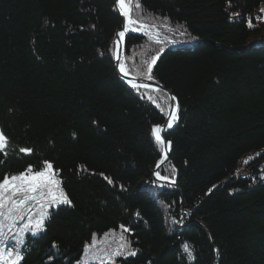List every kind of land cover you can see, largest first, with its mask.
<instances>
[{"label": "trees", "instance_id": "obj_1", "mask_svg": "<svg viewBox=\"0 0 264 264\" xmlns=\"http://www.w3.org/2000/svg\"><path fill=\"white\" fill-rule=\"evenodd\" d=\"M124 2L178 42L129 33L120 70L176 97L158 173L181 193L152 173L167 94L116 74L115 0H0V177L51 162L71 201L9 203L0 248L19 264H264V0Z\"/></svg>", "mask_w": 264, "mask_h": 264}, {"label": "snow or ice", "instance_id": "obj_2", "mask_svg": "<svg viewBox=\"0 0 264 264\" xmlns=\"http://www.w3.org/2000/svg\"><path fill=\"white\" fill-rule=\"evenodd\" d=\"M118 3L121 6L122 14L127 16L128 12L124 0H118ZM118 35L122 37L124 32H120ZM153 63H155V58H153ZM121 71H125L122 65ZM151 71L152 66L149 65L148 72L151 73ZM126 74L127 73L125 72V75ZM148 78L151 79V76L149 75ZM132 86L137 87L136 84H132ZM172 99L175 100L176 97H172ZM176 118V110L173 108L170 111L169 119L167 121L168 127L172 126V123ZM152 132L158 142H164L160 135L161 128L159 126H154ZM73 135L75 136L74 133ZM8 144V138L5 136L3 131L0 130V152H4L6 154ZM19 151L30 154L32 149L22 147L19 149ZM109 183H111V181H109ZM60 185L61 181L57 178V171L53 169L51 162L44 161L40 170L36 171H33V166L29 165V167L24 172L18 173L17 175L0 177V209L6 208L10 203L12 208L8 211L11 212L12 210L23 207L27 200H37V197H39L40 200L46 201L53 205L58 203L71 204V201L68 199V196ZM18 194L23 197L19 201L14 199V197ZM41 207H43V204H41ZM2 214L3 213H0V215ZM45 217L46 214H41L40 218L35 220V222L31 225L30 230L33 233L36 231H42L44 229ZM25 227L27 228L28 226L26 225ZM19 242L22 243V241ZM53 247H56V245L53 244ZM185 251H188L190 259L194 258L192 257L191 252L188 250L187 245L185 246ZM132 254L134 255L135 253ZM22 258L23 257L20 252L15 251L14 249L9 250L6 247L0 248V262H3V264H19V261Z\"/></svg>", "mask_w": 264, "mask_h": 264}, {"label": "water", "instance_id": "obj_3", "mask_svg": "<svg viewBox=\"0 0 264 264\" xmlns=\"http://www.w3.org/2000/svg\"><path fill=\"white\" fill-rule=\"evenodd\" d=\"M115 9H116V13L118 14V16L120 17V20H121V25H120V28L116 31L115 35H114V38H113V43H114V40L118 37V33L121 32L123 29H124V21H123V18L122 16L120 15L117 7H116V0H115ZM130 16V15H129ZM132 23H136L134 20H132ZM129 33H136L138 35H142L141 32H137L136 30H132V29H128L124 35H123V41L120 43L119 45V48L116 50L115 52V49L113 48V51H114V63H115V70H116V74L117 76L126 84H129L130 86H132V84H136L137 87H144L146 89H149V90H152V91H155V90H159V91H162L164 92L165 94H167L168 98H169V109H168V114H167V117L165 118L164 122L159 125V127L161 128V132H160V135L162 137V140L164 141L162 143L163 145V156H165V160L158 163L157 166L154 168L153 170V177L155 180L161 182V183H164V184H168V185H171L173 188L176 189V191L178 193H181L178 185L174 182V181H170V180H166L164 178H162L159 174H158V169L160 168V166H162L163 164H165L167 161H168V157H169V154H170V143L168 142V140L166 139L165 137V129L169 128L168 127V124H167V121L169 119V114H170V111L171 109L173 108V105L175 104V107H176V113L178 111V106L177 104L175 103L176 99L173 100L172 97H175L173 95V93L169 90H167L166 88H164L163 86L161 85H158L150 80H147V79H141V78H136V77H133V76H130V75H125L121 70H120V55L124 49V44H125V37L127 36V34ZM168 39L165 38V41H167ZM183 49V48H182ZM131 82V83H130ZM133 87V86H132ZM158 174V175H157ZM205 232V234L207 235L208 239L210 240V237H209V233H208V230L202 226L201 224H198ZM216 254L218 255V251L216 249Z\"/></svg>", "mask_w": 264, "mask_h": 264}, {"label": "bare ground", "instance_id": "obj_4", "mask_svg": "<svg viewBox=\"0 0 264 264\" xmlns=\"http://www.w3.org/2000/svg\"><path fill=\"white\" fill-rule=\"evenodd\" d=\"M116 7H117V9H118L120 15L122 16L123 21H124V29L121 32H124L125 33L128 29H133V26L134 25H137V23H132V20L133 19L131 18V16H129V9H128V7L126 6V9H127V12H128V15L127 16H125L124 14H122V9H121L120 4L118 3V0H116ZM137 28H138L137 29V32H141L142 34H144L143 32H146L145 31L146 28L143 27V24H138L137 25ZM123 38H124L123 36L121 37V36L118 35V37L114 40V43L112 41V49L114 48L115 49V52L119 48V45L123 41ZM173 108H175V110H176L175 104L173 105Z\"/></svg>", "mask_w": 264, "mask_h": 264}, {"label": "rangeland", "instance_id": "obj_5", "mask_svg": "<svg viewBox=\"0 0 264 264\" xmlns=\"http://www.w3.org/2000/svg\"><path fill=\"white\" fill-rule=\"evenodd\" d=\"M137 23V25L138 24H142V23H138V22H136ZM136 25V26H137ZM133 29H134V27H133ZM135 29H137V28H135ZM145 31L146 32H143L146 36H148L149 37V39L150 40H152V41H156L157 42V40H161L162 38H160L159 36H158V33H154V32H152L150 29H145ZM156 40H155V39ZM59 204V203H58ZM60 204H63V203H60ZM121 236H122V234H120V238H121Z\"/></svg>", "mask_w": 264, "mask_h": 264}]
</instances>
